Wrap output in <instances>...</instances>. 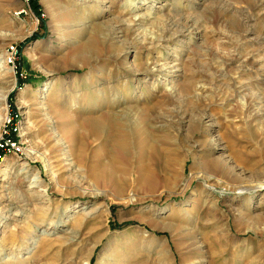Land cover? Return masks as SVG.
Returning a JSON list of instances; mask_svg holds the SVG:
<instances>
[{
  "label": "rangeland",
  "instance_id": "1",
  "mask_svg": "<svg viewBox=\"0 0 264 264\" xmlns=\"http://www.w3.org/2000/svg\"><path fill=\"white\" fill-rule=\"evenodd\" d=\"M108 86L126 150L84 133ZM113 262L264 264V0H0V264Z\"/></svg>",
  "mask_w": 264,
  "mask_h": 264
},
{
  "label": "bare ground",
  "instance_id": "2",
  "mask_svg": "<svg viewBox=\"0 0 264 264\" xmlns=\"http://www.w3.org/2000/svg\"><path fill=\"white\" fill-rule=\"evenodd\" d=\"M129 5H131V3ZM131 9L134 12L136 10H138L137 7L131 8ZM127 10L129 12L132 11V10H129V9H127ZM133 18H134V20H137V19H139V20L141 19L142 20L143 19V17H139V16L138 17L135 16ZM141 20H140V22H141ZM102 30H104V29H102ZM118 30L121 31V32L123 31L122 27L119 28ZM100 31L101 30L96 28L94 30V33H100ZM113 33H114V31H113ZM100 35L102 36V40H103L102 42H104L105 39L110 36L109 33H104L103 34L102 32L100 33ZM92 48L93 47H91L88 42H85L77 50H79L78 53H86V52L87 53H91V52L93 53L94 51H92ZM111 48L113 50L117 51V48L112 46V45H111ZM93 50H94V48H93ZM107 50L109 51V49H107ZM93 55H94V53H93ZM89 59H91V57H89ZM151 63H150L149 60H144V61L141 62V66L144 68L143 74L145 76H149V77H156L157 74L163 70V69H161L162 66H159V64H155V62H154V63H152L153 64L152 69H149V65H151ZM114 90L115 89H114L113 86H108L106 88V90L99 89L94 95L98 99L97 103L94 104V100L91 103V105H88V103H84L83 106H85L84 110H86V111L83 110V112L85 114L93 115L96 112H99L101 110H107V113H106L107 115L105 114L107 116V118L105 119L106 120V124L103 125L102 124V122H103L102 120H101L102 122H99V118L100 117H98V116H100V115L98 114L97 119L91 118V119H89L87 121L85 120L86 121V130L84 131V133L88 134V135H91V136H95V137L96 136H98V137L100 136V137H102V141L108 143L109 145H111L113 147H116L118 149H121V150H126V149H128L131 146L130 141L132 142L134 131H137L138 132L137 135H139L140 137L145 135V131L143 129H141L142 126L138 122V117L140 116V118L142 120V119L146 118V115H144V113H140L139 109L137 108V106H134V107H122L118 111H115V110L114 111L113 110L109 111L110 109H107V108H109L110 106L112 107L113 105L116 106L118 104L116 102L118 97L116 95V92H114ZM79 104H81V103L79 102ZM79 104L77 106H79ZM78 109H80V107L76 108V110H78ZM79 126L80 125L75 126L73 124V126H71L70 130L66 131V133L70 134L74 138H79V135L82 136V133H80V131H79V129H80ZM135 139H137V138H135ZM148 139L149 138H143L138 143L139 144V148L143 152H146V153H149V154L155 153L156 152V148H155V146L153 144H151V142ZM103 151L106 154L109 153L108 152V148L106 150H103ZM158 151H159V149H158ZM177 157H179V156H177ZM169 158H170V156H169ZM113 161H111V163L106 164L104 166L101 165L102 173L105 174V175L107 174L108 177H110V176L113 177L112 178L113 182L111 181L112 183H114V181H116L117 174L123 175V176H128L129 175V170H128V168L126 166H124V165L121 166L120 165L119 167H115L112 164ZM136 164H137V173H138V185L140 186V185H144V184L149 183L151 181V174L148 171L149 169L147 170V167L143 165L144 164V160L142 159V157L139 158L138 163L136 162ZM95 166H97V165H91V170L92 169L95 170ZM112 264H114V262Z\"/></svg>",
  "mask_w": 264,
  "mask_h": 264
}]
</instances>
